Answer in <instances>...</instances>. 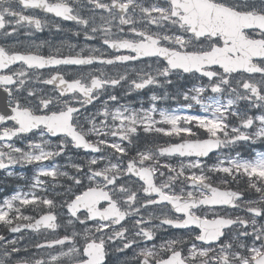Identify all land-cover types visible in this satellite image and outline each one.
Here are the masks:
<instances>
[{
  "label": "snow or ice",
  "instance_id": "6c2138e0",
  "mask_svg": "<svg viewBox=\"0 0 264 264\" xmlns=\"http://www.w3.org/2000/svg\"><path fill=\"white\" fill-rule=\"evenodd\" d=\"M45 14L110 54L42 53L31 37ZM68 66L92 70L66 78ZM173 77L199 82L174 110L157 107L167 94L137 109L115 93ZM0 92V170L36 167L0 202V264H107L113 249L131 264H264V153L238 150L264 143V0H0ZM28 133L39 141L17 146ZM141 133L169 139L142 146ZM69 148L87 154L71 173L55 163ZM164 226L186 232L149 244ZM25 230L41 239L22 245Z\"/></svg>",
  "mask_w": 264,
  "mask_h": 264
},
{
  "label": "flooded vegetation",
  "instance_id": "af4514ba",
  "mask_svg": "<svg viewBox=\"0 0 264 264\" xmlns=\"http://www.w3.org/2000/svg\"><path fill=\"white\" fill-rule=\"evenodd\" d=\"M86 14V10H85ZM45 17L48 19L49 24L44 28L43 31L40 32H34L31 40L36 41L37 43L41 41H47V44L45 47L41 50L42 53L48 54L54 47H61V51L63 54H69V52H79L80 49L83 47L85 48V53L87 54L88 48H101L102 51L108 52L110 54V51L107 50L106 48L102 47L101 41L99 38L96 40H86L84 37L83 32L80 29V26L76 25L74 22L71 21H61L60 18H53L51 14H45ZM61 23L62 30L57 31L54 25L56 23ZM24 29L21 30V34L19 36V39L24 40L27 42L29 40L28 37H26L24 33ZM76 31H81V34L79 36L73 35L74 32ZM68 44L75 45L76 47L74 49H69ZM133 67H144L143 64H140L139 62H135ZM15 67V66H14ZM96 67V66H93ZM92 70L91 68L87 66H68L66 68V78L72 77V76H79L83 72H87ZM103 71L108 72L109 74H114L116 71H123L124 69L122 68H113L112 66H107L102 69ZM45 74L47 73V69L43 70ZM131 71V69H129ZM173 81L177 82L178 79L176 77L172 78ZM184 84H186L187 79H181ZM50 87V86H49ZM127 85L123 88H117L115 90V93L120 96L121 103H130L131 105H141V106H146V105H151V100L150 96L153 94V92L158 95V96H170V93L168 92V85H165L163 87H149L140 91L132 92L129 95H125ZM103 99V97H102ZM162 100V99H161ZM159 100L156 102L157 105L163 104L162 101ZM0 103L4 104L5 103V96L2 92H0ZM90 111H94L91 105L88 106ZM34 135L37 134H32L31 136L25 138V139H20L18 140L19 146L24 145V140H29L32 138ZM56 141V140H55ZM54 141V142H55ZM73 148H69L67 150V154L72 155ZM87 154L85 153H80V155L74 154V157H77V162H82L86 161L87 159ZM72 162H75V159L69 162L68 164H61V169L62 171H69L70 173L72 172V169L70 167V164ZM8 180V175L6 174L5 170H0V183L3 185V194L2 197L4 199L10 198V192H9V186L6 185V182ZM62 183H64L62 181ZM62 191V189H61ZM155 215L160 214L159 211L155 212ZM153 224H158L155 221H152ZM63 231V229L59 230ZM185 233H178L175 232L174 230H171L167 227L161 228L159 231H157L156 238L154 243L160 244L165 242L166 240H170L173 238H179L183 236ZM186 238V237H185ZM129 255V254H127ZM111 262L113 264H131V261L127 258H124L121 254V252H115L112 253L111 256Z\"/></svg>",
  "mask_w": 264,
  "mask_h": 264
}]
</instances>
